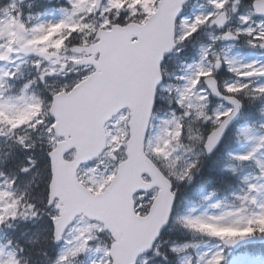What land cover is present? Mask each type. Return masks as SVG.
I'll return each instance as SVG.
<instances>
[{
  "label": "snow or ice",
  "instance_id": "1",
  "mask_svg": "<svg viewBox=\"0 0 264 264\" xmlns=\"http://www.w3.org/2000/svg\"><path fill=\"white\" fill-rule=\"evenodd\" d=\"M0 264H264V0H0Z\"/></svg>",
  "mask_w": 264,
  "mask_h": 264
}]
</instances>
